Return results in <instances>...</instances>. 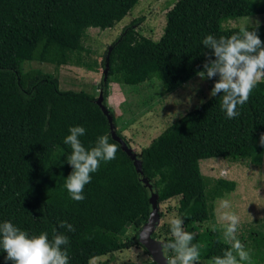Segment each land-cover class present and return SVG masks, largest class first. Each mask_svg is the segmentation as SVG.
Returning <instances> with one entry per match:
<instances>
[{
	"label": "trees",
	"instance_id": "1",
	"mask_svg": "<svg viewBox=\"0 0 264 264\" xmlns=\"http://www.w3.org/2000/svg\"><path fill=\"white\" fill-rule=\"evenodd\" d=\"M140 1L0 0V223L11 222L30 236L47 233L50 241L54 234L67 236L69 244L62 249H67L69 264H89L93 258L143 247L138 231L152 211L151 191L113 139L108 118L97 103L99 96L63 90L54 75L40 69L25 71V63L73 65L93 73L104 69L100 93L117 135L126 140L107 104L113 82L135 87L156 79L173 94L203 71L210 53L202 44L206 36L219 39L249 30L257 31L264 42V25L225 26L230 20L264 15V0H176L158 41L140 34L136 28L141 19H135L101 62L84 57L89 51L88 30L114 28ZM218 79L208 80L214 86ZM222 95L208 97L138 154L158 201L179 198L183 228L195 234L193 244L201 245L199 261H212L230 248L218 225L200 233L196 229L215 223V202L236 188L227 179L209 181L200 163L224 159L260 168L264 159L258 143L264 133V80L243 106H237L240 115L234 119L221 109ZM74 126L85 128L79 139L86 149L102 135L117 145L116 158L100 163L80 202L65 187L73 169L67 163L72 150L64 139ZM61 221L75 231L60 228ZM133 224L135 236L124 237V230ZM173 240L170 235L164 244ZM239 240L250 254L243 264H264L263 229L251 226ZM5 256L0 249V264H5Z\"/></svg>",
	"mask_w": 264,
	"mask_h": 264
},
{
	"label": "rangeland",
	"instance_id": "2",
	"mask_svg": "<svg viewBox=\"0 0 264 264\" xmlns=\"http://www.w3.org/2000/svg\"><path fill=\"white\" fill-rule=\"evenodd\" d=\"M175 2L176 0H141L129 16L114 28L89 29L85 39V47L89 51L84 54V57L101 62L110 45L122 34L123 28L135 19H141L140 26L136 28L140 34L158 41L166 24V14L173 8ZM252 24L264 25V15L230 20L225 26L236 28ZM24 68L25 71L40 69L54 75L58 78L60 88L63 90H86L97 97L100 95L104 71L102 68L100 72L93 73L73 65L59 67L55 64L40 62H26ZM212 88L208 79L201 80L197 75L173 94L166 93L162 82L156 79L135 87L113 82L107 104L116 115L118 130L132 149L140 154L144 147L149 146L174 122L203 104L210 97ZM200 164L204 176L209 181L227 179L234 181L236 188L215 202V223L209 221L202 224L196 229V233L204 232L212 228L214 224L224 231L225 222L220 219L224 211L231 212L240 218L237 239L245 235L246 230L251 226L264 230V164L258 168L247 163L230 162L224 159L204 160ZM224 200L230 204L228 209L221 207ZM159 207L160 223L154 232V237L163 243L164 239L171 235L167 223L168 217L180 218L179 198L161 202ZM135 233V225H128L123 236L133 237ZM150 260L152 257L148 251L144 247L136 246L108 256L94 258V264L123 262L144 264ZM209 262L202 260L198 264H209Z\"/></svg>",
	"mask_w": 264,
	"mask_h": 264
},
{
	"label": "clouds",
	"instance_id": "3",
	"mask_svg": "<svg viewBox=\"0 0 264 264\" xmlns=\"http://www.w3.org/2000/svg\"><path fill=\"white\" fill-rule=\"evenodd\" d=\"M202 44L210 53L203 64V71H198L196 75L201 80L219 77L210 96L223 93L220 96L221 109L228 119H234L240 115L237 106H243L256 85L264 80V42L257 31L242 30L219 39L208 35ZM85 132L82 126L70 127V134L64 139V144L70 145L72 150L67 156V163L73 169L65 180V187L77 202L85 199L82 193L85 185L91 182V174L98 170L102 161L107 163L114 160L117 152V145L109 143L107 135L98 137L95 146L86 149L79 139ZM258 143L264 148V133L260 135ZM221 207L228 209L230 204L224 200ZM220 219L225 222L223 239L230 248L222 256L213 257L209 264H243L249 261V252L236 236L240 218L224 211ZM167 223L174 238L163 245L167 264H198L201 245L192 243L195 234L185 231L183 220L175 216H169ZM59 227L75 231L66 221H61ZM68 244L69 238L63 234H54L50 241L47 233L30 236L11 222L0 223V249L6 253L5 264H69L67 249H62ZM169 252L173 255H169ZM89 264H94V258L89 260Z\"/></svg>",
	"mask_w": 264,
	"mask_h": 264
},
{
	"label": "water",
	"instance_id": "4",
	"mask_svg": "<svg viewBox=\"0 0 264 264\" xmlns=\"http://www.w3.org/2000/svg\"><path fill=\"white\" fill-rule=\"evenodd\" d=\"M107 73L108 70H105V76H107ZM97 103L108 118L113 139L120 143L123 151L126 152L127 155L133 160L141 182L145 185V187H147L151 191L150 204L152 207V211L148 222L143 226L142 230L139 232V242L148 251V253L152 257V261L156 262L157 264H167V261L163 256L164 242L161 243L160 241L154 238V232L156 231L160 223V202L158 201V195L152 191V184L144 176L141 156L134 152L131 147H129L127 141L124 138L119 137L117 135V128L115 126L114 119L110 114L109 109L105 106L102 93H100Z\"/></svg>",
	"mask_w": 264,
	"mask_h": 264
},
{
	"label": "crops",
	"instance_id": "5",
	"mask_svg": "<svg viewBox=\"0 0 264 264\" xmlns=\"http://www.w3.org/2000/svg\"><path fill=\"white\" fill-rule=\"evenodd\" d=\"M263 164H264V159H263Z\"/></svg>",
	"mask_w": 264,
	"mask_h": 264
}]
</instances>
